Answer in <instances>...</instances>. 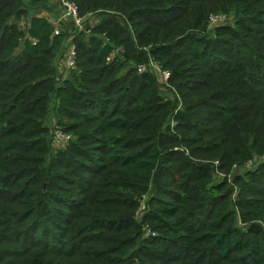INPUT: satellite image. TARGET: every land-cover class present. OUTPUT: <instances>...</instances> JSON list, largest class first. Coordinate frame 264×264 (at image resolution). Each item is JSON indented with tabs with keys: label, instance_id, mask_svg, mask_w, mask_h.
<instances>
[{
	"label": "trees",
	"instance_id": "trees-1",
	"mask_svg": "<svg viewBox=\"0 0 264 264\" xmlns=\"http://www.w3.org/2000/svg\"><path fill=\"white\" fill-rule=\"evenodd\" d=\"M69 1L101 20L62 81L66 34L0 0V264H264V0Z\"/></svg>",
	"mask_w": 264,
	"mask_h": 264
},
{
	"label": "rangeland",
	"instance_id": "rangeland-1",
	"mask_svg": "<svg viewBox=\"0 0 264 264\" xmlns=\"http://www.w3.org/2000/svg\"><path fill=\"white\" fill-rule=\"evenodd\" d=\"M23 2H24V10L26 11V15H24V18L22 19L23 22H25V20H28L33 15H42V16L47 17L53 23L54 27L59 29L61 33L64 32L66 34L65 39L62 41L60 45L59 51H57L55 54V57L53 60V66L57 72L56 75L58 76V78H61L62 81L64 79L65 80L66 79L75 80L80 74V67L78 65H76L75 67L69 66L68 56H69L70 49L73 46L77 47V54L79 53L77 38L79 37L81 30H77L75 22L70 17L65 16L66 9L60 0H48L46 4L39 6L37 8H34V7L31 8L32 5L30 3V0H23ZM100 20H101V16H94V15L90 16L88 19L87 18L83 19L84 29L86 30L87 36L91 35V31L89 30L90 27H93L96 24H98ZM16 21L17 19L13 18L9 22L15 23ZM116 53H118V51L116 52L114 51L113 55ZM113 55L108 59L109 61L113 59ZM78 59H77V62H80L82 60L81 58L79 60ZM149 66H144L143 71L141 72L153 70L154 74H156V76L159 79L160 90H161L162 95L165 97H173L174 93L170 90V88L166 84V78L164 76V71L155 62H153ZM139 68L140 66H138V70L140 71ZM56 104H57L56 98H52L51 103L49 105V114L45 119L46 125L49 126L52 130L50 139H51L52 147L54 145L53 147L54 150H58L57 148H61V145L63 143L58 137V133H57V130H60V127L58 126V116L56 112ZM179 108H182V106L179 105ZM259 162H260L259 160H256L254 163L249 164L248 168L247 167L236 168L234 173L237 172L236 176L240 174L245 176L249 168L251 170L252 167H254L253 165L255 164L257 165V163ZM216 164L218 165V162H216ZM219 173H223V172H218V175ZM227 176H230L232 179L233 175L231 176L230 174H227L226 177ZM223 177L224 176L222 175L219 176V178L221 179ZM153 192L154 191H152L151 193ZM147 200H148V195L142 198L141 208L137 213L138 221L143 223V234H144L143 238L145 239L144 240L145 242H148V239L150 237L157 238L158 236L157 232L153 230V228L149 225V223L144 222L143 220V217L146 214L145 212L147 208ZM156 245L157 246H154L153 249L154 251H158V254H161V257H159L158 259L145 257L147 260H149L148 263L150 264H160L163 260H166L165 258L170 257L166 255V248L165 250H160L159 244H156ZM138 246H139V243L136 245V247L130 248L128 251V254H131L132 252L136 251ZM167 254H171V256H174V255L181 256L182 253L176 252L175 250H170V252ZM138 264H141V263L138 262ZM184 264H188V263H184Z\"/></svg>",
	"mask_w": 264,
	"mask_h": 264
},
{
	"label": "built area",
	"instance_id": "built-area-1",
	"mask_svg": "<svg viewBox=\"0 0 264 264\" xmlns=\"http://www.w3.org/2000/svg\"><path fill=\"white\" fill-rule=\"evenodd\" d=\"M62 2V4L64 5L65 9H66V13L65 16L70 17L76 24L77 30H85L84 29V21L83 19L79 16L78 13V6L75 2L69 1V0H60ZM223 17L222 16H213L212 17V24H217L223 21ZM56 33L59 34L58 30H55ZM68 64L71 67H75L77 64V47L73 46L70 49L69 52V56H68ZM144 66H140V71H143ZM164 76L166 78V80L169 78V73L167 71H164ZM58 133V137L60 138V140L63 142L62 145L65 146L72 138L71 135L64 133L61 130H57ZM61 145V146H62ZM222 176L226 177V174L221 173ZM230 179L231 177L228 176Z\"/></svg>",
	"mask_w": 264,
	"mask_h": 264
},
{
	"label": "water",
	"instance_id": "water-1",
	"mask_svg": "<svg viewBox=\"0 0 264 264\" xmlns=\"http://www.w3.org/2000/svg\"><path fill=\"white\" fill-rule=\"evenodd\" d=\"M236 174H237V172H235V173L233 174L232 179L236 176Z\"/></svg>",
	"mask_w": 264,
	"mask_h": 264
},
{
	"label": "crops",
	"instance_id": "crops-1",
	"mask_svg": "<svg viewBox=\"0 0 264 264\" xmlns=\"http://www.w3.org/2000/svg\"><path fill=\"white\" fill-rule=\"evenodd\" d=\"M55 30H58L59 31V29H57V28H55ZM59 33H60V31H59Z\"/></svg>",
	"mask_w": 264,
	"mask_h": 264
}]
</instances>
